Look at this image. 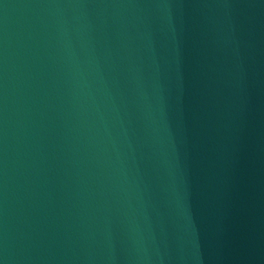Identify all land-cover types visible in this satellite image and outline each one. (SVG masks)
<instances>
[{
  "label": "water",
  "instance_id": "obj_1",
  "mask_svg": "<svg viewBox=\"0 0 264 264\" xmlns=\"http://www.w3.org/2000/svg\"><path fill=\"white\" fill-rule=\"evenodd\" d=\"M0 264H264V0H0Z\"/></svg>",
  "mask_w": 264,
  "mask_h": 264
}]
</instances>
